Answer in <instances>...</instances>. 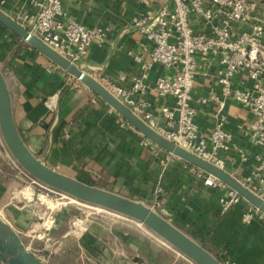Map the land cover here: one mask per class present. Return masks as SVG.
I'll return each mask as SVG.
<instances>
[{
	"label": "crops",
	"instance_id": "crops-1",
	"mask_svg": "<svg viewBox=\"0 0 264 264\" xmlns=\"http://www.w3.org/2000/svg\"><path fill=\"white\" fill-rule=\"evenodd\" d=\"M2 2V11L28 30L33 29L38 14L33 0ZM60 2L66 20L90 29H107V37L94 43L76 66L104 87L131 90L153 50L152 42L132 22L154 6L143 0ZM249 2L256 6L257 17L264 19V0ZM192 24L196 30H203L198 21ZM199 65L192 104L199 130L208 136L218 120L217 103L208 99L223 97L219 83L222 66L219 58L200 61ZM0 70L10 91L16 127L29 150L48 167L147 205L153 204L155 192L161 188L159 200L168 211L166 218L222 263L264 264V219L244 225L241 217L245 203L223 214L219 200L228 187L206 185L209 175L178 158L163 163L166 151L143 145L141 134L105 101L2 25ZM175 74L176 69L155 64L144 80L145 93L137 96L157 127L168 129L162 108H171L174 102L158 96L155 82ZM232 88L249 91L252 83L245 75H236ZM225 101V129L232 136L233 147L221 153L224 170L244 182L255 168L256 157H264V150L245 133L254 120L249 109L233 95ZM1 139L0 134V213L16 232L27 231L37 216L13 200L15 191L28 181ZM241 152L247 154V161L241 159ZM67 212L58 213L57 234ZM114 216L90 221L75 237L70 230L60 231L59 237L55 236L58 255L49 258L45 251L46 258L42 259L46 264H94L91 257L99 264H137L133 258L138 257L146 264H193L139 223ZM73 238L77 243L71 245Z\"/></svg>",
	"mask_w": 264,
	"mask_h": 264
},
{
	"label": "built area",
	"instance_id": "built-area-1",
	"mask_svg": "<svg viewBox=\"0 0 264 264\" xmlns=\"http://www.w3.org/2000/svg\"><path fill=\"white\" fill-rule=\"evenodd\" d=\"M2 3L0 0V5ZM33 3L38 14L33 29L29 31L74 65L87 55L94 43L107 37L105 28L90 29L74 20H66L60 0H33ZM143 3L153 5L154 9L134 18L132 26L152 42L150 61L141 68V74L134 80L131 90L105 88L167 140L223 170L225 160L221 153L230 152L233 147L232 136L225 129V98L233 95L254 117L245 130L246 135L264 150V19L257 17L256 6L249 0H143ZM194 20L203 26L202 31L194 28ZM211 58H219L222 66L219 83L222 85L223 97L210 96L208 99L217 103L218 120L212 132L205 136L196 122L197 111L192 99L195 80L201 68L199 63ZM155 64H161L169 70L176 69L173 78L160 77L155 82L158 96L170 97L174 102L173 107L162 108L168 129L157 127L152 115L145 111V104L137 99L139 94L145 93L147 86L144 80ZM236 75H245L251 81L252 89L234 90L232 80ZM75 82L79 81L75 79ZM141 136L143 145L159 148ZM1 142L4 146L2 139ZM240 157L243 161L248 159L244 152H241ZM174 158L177 157L167 153L163 163ZM17 168L31 185L47 193L60 195L69 203H79L47 188ZM205 183L209 186L223 185L211 176ZM243 184L264 200V157H256L255 168ZM160 193L161 188H158L155 201L149 207L166 218L168 211L159 200ZM242 203L247 205L241 217L244 225L264 219L259 209L229 188L219 200L223 214Z\"/></svg>",
	"mask_w": 264,
	"mask_h": 264
},
{
	"label": "water",
	"instance_id": "water-1",
	"mask_svg": "<svg viewBox=\"0 0 264 264\" xmlns=\"http://www.w3.org/2000/svg\"><path fill=\"white\" fill-rule=\"evenodd\" d=\"M0 25L12 34L26 42L35 51L43 55L54 66L72 76L98 98L112 107L128 124L144 137L152 141L160 149L184 161L190 166L215 178L229 189L239 194L247 203L259 209L264 214V200L250 190L240 180L223 169L200 159L194 154L170 142L157 133L147 123L136 116L122 104L107 88L93 77L89 76L78 66L72 64L40 38L31 33L17 20L11 18L0 9ZM0 134L2 140L17 166L35 181L49 189L62 193L85 205L96 207L122 218L139 223L179 255L193 264H223L219 259L207 251L203 246L182 232L173 223L158 212L152 210L147 204L135 201L108 190L91 186L78 179L71 178L40 161L26 146L22 139L12 111V101L6 79L0 70ZM86 218L85 215H83ZM71 245L77 239L69 240ZM94 264H99L91 257ZM137 264H146L144 260L134 257ZM0 264H46L42 258L30 251L13 231V229L0 219Z\"/></svg>",
	"mask_w": 264,
	"mask_h": 264
},
{
	"label": "rangeland",
	"instance_id": "rangeland-1",
	"mask_svg": "<svg viewBox=\"0 0 264 264\" xmlns=\"http://www.w3.org/2000/svg\"><path fill=\"white\" fill-rule=\"evenodd\" d=\"M255 1V0H254ZM14 163V162H13ZM18 172V170H16ZM20 171V170H19ZM21 172V171H20ZM28 183L22 186L19 190L14 193V201L20 202L22 207L33 211L37 219L33 221L30 228L27 231H17L16 228L12 227L13 231L19 236L23 241L25 246L34 252L37 250L38 256L45 259L46 256L44 252L47 251L49 258L53 255H58L56 252L59 243L55 240V236L59 237L60 231H68L72 237L78 235V229L82 226L88 225L90 221L104 220L111 218L115 214L107 212L105 210L85 205L81 202L79 203H69L68 200L63 199L60 195L47 193L46 191L39 189L38 187L31 185L30 181L27 179ZM30 190L31 195L26 200H18L17 196L24 192L25 190ZM44 200H46L50 205L46 209L44 205ZM74 201V200H73ZM82 204V205H81ZM150 206V204L148 205ZM44 208V210L42 209ZM68 211L67 219L63 222L61 228L58 229V234L55 232L56 220L58 218V213L61 211ZM86 216V218L83 217ZM120 217L118 215H115ZM114 216V217H115ZM83 220H81V219ZM0 219L6 224L10 225L8 220L0 213ZM44 226H47L44 228ZM78 230V231H77ZM81 230V229H80ZM66 231V232H67ZM77 231V232H76ZM86 259V256H85ZM47 260V259H46ZM87 260V259H86ZM88 263V261H87Z\"/></svg>",
	"mask_w": 264,
	"mask_h": 264
},
{
	"label": "bare ground",
	"instance_id": "bare-ground-1",
	"mask_svg": "<svg viewBox=\"0 0 264 264\" xmlns=\"http://www.w3.org/2000/svg\"><path fill=\"white\" fill-rule=\"evenodd\" d=\"M31 195V192H30V190H25L24 192H22L21 194H19L18 196H17V199L18 200H26V199H28V197ZM75 202H76V200H75ZM44 205H45V207H46V209H48L49 208V203L46 201V200H44ZM42 209L44 210V208L42 207ZM45 211V210H44ZM81 219V218H80ZM81 220H83V219H81ZM138 224V223H137ZM140 225V224H139ZM141 226V225H140ZM47 226H44V228H46Z\"/></svg>",
	"mask_w": 264,
	"mask_h": 264
},
{
	"label": "trees",
	"instance_id": "trees-1",
	"mask_svg": "<svg viewBox=\"0 0 264 264\" xmlns=\"http://www.w3.org/2000/svg\"><path fill=\"white\" fill-rule=\"evenodd\" d=\"M87 184H88V183H87ZM89 185L94 186V185H92V184H89Z\"/></svg>",
	"mask_w": 264,
	"mask_h": 264
}]
</instances>
